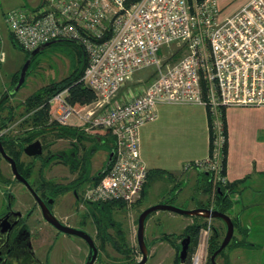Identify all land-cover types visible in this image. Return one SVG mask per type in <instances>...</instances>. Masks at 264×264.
<instances>
[{
    "label": "built area",
    "instance_id": "obj_1",
    "mask_svg": "<svg viewBox=\"0 0 264 264\" xmlns=\"http://www.w3.org/2000/svg\"><path fill=\"white\" fill-rule=\"evenodd\" d=\"M18 46L32 53L58 41L79 44L88 64L79 80L97 99L82 108L67 100L69 89L50 100L52 119L86 133L110 131L115 139L110 170L90 184L83 199L92 204L142 198L148 169L140 158V128L154 121L164 103H203L211 107L216 131L213 154L196 163L228 184L223 171L224 135L220 107L264 106V0H249L225 15L219 0H44L6 16ZM187 47V54L166 63L165 46ZM153 68L145 88L127 89L139 71ZM213 225L200 229L191 264H211Z\"/></svg>",
    "mask_w": 264,
    "mask_h": 264
},
{
    "label": "crops",
    "instance_id": "obj_2",
    "mask_svg": "<svg viewBox=\"0 0 264 264\" xmlns=\"http://www.w3.org/2000/svg\"><path fill=\"white\" fill-rule=\"evenodd\" d=\"M219 1L222 10L224 6L230 4L236 6L229 12L228 15H230L249 0H244L241 4L237 3V5H234L235 0ZM157 113L158 116L154 121L144 124L139 130L140 158L149 171L142 198L135 204L136 206L134 205L136 207L134 212L139 216L146 209L164 204L168 199H171L169 204L175 206H178V202H183L185 205L189 203L190 210L200 208L207 200L205 184L208 179L204 177L205 173L197 169L196 163L206 160L211 154L208 107L203 103H164L158 106ZM224 117L226 122V174L224 176L228 184L233 186L231 193L232 206L228 211V215H231L230 212L234 213V218L230 217L238 223V226L235 227L237 235H234V243H243L245 234L247 235L246 241H244L247 245L229 248L231 252L236 254L243 253L247 249H253L255 246L257 248L262 247L255 242L254 246L248 240L255 230L254 225L250 223L253 218L256 220L262 217L260 222L264 230V106H229L224 109ZM101 135L104 137L105 134L102 133ZM102 148H106V146ZM102 148L91 158L88 170L91 176H94L105 166L106 160L102 165L97 164L98 153H103ZM64 168L63 165L62 169ZM23 196L19 197L18 205L20 208L19 206L18 208L26 215L28 208L32 206H30L31 203H26ZM259 197L262 201L255 202L256 199H260ZM68 198L71 197L66 196L61 200V205L64 206L63 211H61V218L65 222L68 221V215H72L70 211H66L68 205H70V201L67 202ZM238 201L244 203L243 208L240 210H236ZM117 208L119 209L117 206L113 209ZM131 208L125 206L126 211ZM257 210L262 211H260V214H256ZM38 217L40 221L41 215L37 210L33 218L37 219ZM82 217L77 223L74 220V224L79 223L87 227L88 221V224L91 223L96 228L91 213H87L86 217ZM153 220L158 223L164 222L168 228L167 230L176 235H179L178 229H181L183 233L195 221L194 217L187 218V216L169 211L153 213L146 222L145 239L149 224ZM173 225L175 229H172ZM97 240L99 241V239ZM164 242L167 241H162L159 244ZM37 245L38 241L35 243V246ZM152 253L153 251H150V254ZM228 258L230 262L231 255H228ZM98 259L95 264H97Z\"/></svg>",
    "mask_w": 264,
    "mask_h": 264
},
{
    "label": "rangeland",
    "instance_id": "obj_3",
    "mask_svg": "<svg viewBox=\"0 0 264 264\" xmlns=\"http://www.w3.org/2000/svg\"><path fill=\"white\" fill-rule=\"evenodd\" d=\"M43 1L44 0H0V96L4 92L6 93L13 88L14 77L17 73L23 70L28 58L31 56L29 53L23 51L14 43L6 24V16L10 11L18 8L37 7ZM192 1L193 0H190L191 3ZM243 1L244 0H235L234 5H237V3L241 4ZM235 7L236 6H231V4L228 6H224L223 13L225 15H228L229 12L232 11ZM234 12H232V14ZM187 50L188 49L186 46L182 47L174 44L171 46L163 47L160 56L166 63H175L187 54ZM83 59L84 57L82 54L81 46L73 41H58L46 48H43L33 58L28 70L29 74H27L26 76L23 87L21 90L16 92V98L10 102V105L15 108L18 104L22 103L40 88L48 86L52 83L60 82L70 77L77 70L81 69ZM155 78L156 72L153 68L144 69L136 73L133 79L128 82L126 88L140 90L150 85V83H152ZM16 109V113L19 115L23 112V109ZM20 118L21 117H18L17 115V119L15 122L21 120ZM19 127L20 126L16 124L14 130L18 131ZM53 141L54 146L51 149L52 152L65 151L71 149L70 147H72V143L67 140ZM89 146L90 145L87 142L83 143L82 145H80V152L82 153L83 147ZM105 146L106 148H102L103 153H98L97 164L100 163L102 165L103 162L108 158L107 149L109 145L105 144ZM24 161L29 162L30 158L24 157ZM57 163H53L54 171L52 173H48L47 178L58 176L60 179L59 181L67 183L68 179L72 180L75 177L74 174L70 173V170L67 166H65L64 169L59 170V167H56V165H58ZM2 164L5 168L4 170H9V167L5 162H3ZM8 172L7 175L11 177L10 172ZM23 195L26 203H31L30 206H33V202H35L33 196L29 193H26L25 191H23ZM69 201L70 205L68 206L70 207L71 205H73L74 200L71 197L67 199V202ZM257 201L261 202L262 200L260 198L256 199L255 202ZM177 205L178 206L176 207L183 210H190L189 203H186L185 205V203L183 202H178ZM236 205V210H240L243 208L244 203L242 201H238ZM135 206L130 210L127 209L128 211H126L124 207L114 210L110 209V211L107 212L108 216H113L115 218L113 219L122 226V229L124 230L126 236L125 239L128 242L130 250L132 251L133 249V252L129 255H123L116 251L111 244H108L105 250L99 252L100 254L97 264H129L130 262L140 261L142 255L137 241L139 215L134 212V210H136ZM77 207L78 204H75L71 208H68L66 211H70L72 214H74V210L77 209ZM86 207L90 211H93V208L96 209V207L92 204H87ZM261 208L263 207L261 206ZM82 211L80 210L79 212H75V215H68L69 223L73 222L74 220H76V222L81 220L83 218V214L86 215V213H88H82ZM260 211L262 210H257L256 214H260ZM230 214V216L234 218V213L230 212ZM61 217V213L56 212V218L60 220ZM260 220H262V217L256 220L253 218L251 220L250 223L254 225L253 228H255V230L252 233V237H250L248 241L252 243V245L257 243L258 246L262 247L257 248L254 245L255 248L247 249L243 253L241 252L236 254L227 249L226 253L228 255H231L230 264H264V230ZM34 221L35 223H38L39 217L37 219L34 218ZM40 221H42V223L39 226L42 227L43 231L48 236L47 243L38 250V256L41 258L44 264L87 263L90 250L88 244L82 238L58 232L53 226L46 223L42 217L40 218ZM203 221L207 223L210 222L213 227L217 228H220V226L223 228L224 225V222L222 220L205 219ZM149 225V229L146 233V243L151 249L150 251H153V253L150 254L146 264H175L178 252L176 246H178L182 242L181 240L177 239L176 236L181 235L182 230L178 229L177 232H179V235L171 234L172 232L167 230L168 228L166 224H164V222L162 221L158 223L157 221L153 220ZM86 226L87 227L80 225L79 223L73 224L74 228L89 233L95 239L97 245H99V241L96 239L97 233L95 226L91 223L88 224V221ZM172 229H175L174 225ZM110 232L112 233V235L116 234L115 229H110ZM165 235L173 236L172 241H167L159 244L164 241L163 237ZM235 235H237L236 232ZM259 235H261V238L259 237ZM218 263L223 264V260L220 259Z\"/></svg>",
    "mask_w": 264,
    "mask_h": 264
},
{
    "label": "flooded vegetation",
    "instance_id": "obj_4",
    "mask_svg": "<svg viewBox=\"0 0 264 264\" xmlns=\"http://www.w3.org/2000/svg\"><path fill=\"white\" fill-rule=\"evenodd\" d=\"M27 74H29V71ZM20 76H21V71L18 74L17 82L13 83L14 84L13 88L9 90L10 93L9 91L6 93L4 92L0 96V102H5L4 105L2 106V110H0V143H1L0 149L2 146V148L5 151L7 146L8 147L10 146L12 147V149L16 148L19 150L20 148H22V146L25 145L23 149L24 154L22 156V160L20 161V163L24 164L25 166H22L19 169L18 164L16 163L17 170L19 174L21 175V178L24 179L25 182L22 181V179L16 178V175L13 172V167H12L11 162L5 159V157L2 155L1 150H0V155H1V159H0V170H1L0 171V264H44L41 258L38 256V252H39L38 250L47 243L48 236L43 231V229L40 228L39 226L41 225L42 221H39L38 223H35L34 221L33 215L35 211L38 210L42 218H43V214L41 212V209L38 206V203L35 197L33 196L32 191H34L39 198H41L43 201H45L48 204L49 209L51 210L52 214L55 217H56V212L61 213V211L63 210L62 208L64 206L63 204L61 205V200L66 196L72 197V199L74 200L73 205L78 204L77 209H75L76 211L74 210V214L72 215H75L76 214L75 212H79L80 210L81 211L83 210L82 213H86V212L90 213V210L86 207V205L92 204V203L84 201L83 192L86 189V187L90 185L89 183L90 179L98 174L96 173L94 176H91V174L88 173V170L91 164V158L96 154V152L100 149V147L102 148L103 146H105V141H104L105 139L100 133H86L83 131L84 132L83 137H85V140L86 138H89V137H92V138L102 137L104 142L99 140L98 146L96 147L94 142L84 141V143L87 142L90 145L89 147H85V149L91 148L92 150L93 148H97V151L94 152V154L91 156L89 154L91 150L87 152L86 150L85 151L83 150L82 153L80 152L81 153V155L79 154L80 158L84 156L88 157V154H89V157H88L89 160H87L84 167H80L78 170L71 169V166L69 165L76 158L75 152L73 151V149L76 147V144H78L77 140L76 139L72 140L71 138H59V136L56 134L57 130L48 132V131H44L46 128L45 129L41 128L38 130L41 133L39 137H36L31 142L29 141V143L22 145L23 139L29 138L30 137L29 133L32 131H37V129L31 128V127L28 129L19 127L18 131L14 130L16 124L21 126L22 123L29 116V115L23 116L24 106L22 105L29 97L26 100H24L22 103L18 104L17 107L15 108L10 105V102L13 101L17 95V93L12 95L11 91L18 84L20 80ZM42 88H40L39 90H41ZM16 108L23 109V112L20 115L17 114ZM11 109H14L13 113L11 112ZM17 115L18 117H21L20 118L21 120H19L18 122H15L17 119ZM60 127L61 126H55V128H60ZM53 140L70 141V143H72V147H70L71 149L69 150L60 151V152H52L51 149L54 146ZM35 141L41 142L42 147H43V154L40 156H36V157H30L25 153V148L28 145L34 143ZM6 155L9 156L7 153ZM9 157L13 159L11 156ZM24 157H29L30 161L29 162L24 161ZM3 162H5L8 165L10 171L4 170L5 168L3 167V164H2ZM54 162L55 163L58 162L57 163L58 165H56V167H59V170L62 169L63 165L67 166L70 170V173L74 174L75 177L72 180L68 179L67 183H63L62 181H59L60 179L58 176H52L50 178H47L48 173H52L54 171V167H53ZM31 169H33V172H32L33 174L29 173ZM8 171L10 172L11 177L7 175ZM216 190H217V187L213 183L212 195L210 197L207 195V200H206V203L208 202L209 204H211L212 206L211 209H214V210H215L214 205L217 201ZM23 191L31 194L33 198L35 199L34 205L28 208L26 215H24L18 208V204L20 201L19 197L23 195ZM210 200H211V203H210ZM73 205H71L68 208H71ZM16 212L22 213L21 222H19V224L12 227L13 223L16 222L18 219L17 215H15ZM83 216L86 217V215L84 214ZM214 220H220V219H214ZM59 221L63 223L64 225L70 226V227H73V224H74V222H71V223H69V221L65 222L62 218ZM45 222L48 223L46 220ZM224 227L227 232V226L225 223H224ZM34 229L35 231H33ZM225 236L226 234L223 236V240ZM37 241H38V245L40 246L38 245L35 246V243H37ZM97 247L99 248L98 245ZM238 247L236 246V248ZM227 249L229 248L227 247L225 250L227 251ZM224 255L225 256L219 255L218 256L219 258L217 257V262L220 259H222L223 264H230L229 258L226 259V256L228 257V254L226 253Z\"/></svg>",
    "mask_w": 264,
    "mask_h": 264
},
{
    "label": "trees",
    "instance_id": "obj_5",
    "mask_svg": "<svg viewBox=\"0 0 264 264\" xmlns=\"http://www.w3.org/2000/svg\"><path fill=\"white\" fill-rule=\"evenodd\" d=\"M12 37V36H11ZM14 43L18 46V44L15 42L14 38L12 37ZM19 47V46H18ZM20 48V47H19ZM82 48V47H81ZM21 49V48H20ZM30 55L32 53H29ZM82 54H83V64L80 70H77L74 74H72L70 77L57 82V83H52L51 85L42 88L41 90H39L38 92H36L35 94H33L32 96H30L22 105L24 106V112H23V116H28V118L22 123V125L20 127L28 129V128H35L37 129V131H32L30 132V137L29 138H25L23 139V144L29 143V141L31 142L33 139H35L36 137L40 136V132L38 131L41 128H46L44 131H56L57 135L59 136V138H71L76 139L78 144H76V147L73 149V151L75 152V160H73V162H71L69 165L71 166V169L73 170H78L80 167H84L89 154L90 156L94 154V152L97 151V148H93L91 150V148H86L83 147V150L86 152L90 151V153L88 154V157L84 156V157H79L78 155L80 154V145H82L84 143V141H90V142H94V144L96 145V147L98 146V141L101 140L103 141L102 137H89L86 138L83 137L84 132L80 129L77 128H71V127H65V126H61L59 125L55 120L52 119V112L54 110V107H52L50 105V100L57 95L58 93L63 92L66 89H69V96L67 98L68 102L76 108H82L85 105H88L90 103H93L96 101L97 99V95L90 90L87 87H84L81 83H79V80L83 74V71L85 69V67L88 64V57L87 55L84 53L83 49H82ZM18 74H16V76L14 77V83L17 82L18 80ZM5 102H0V110H2V106L4 105ZM209 109V115H210V134H211V154H213L214 148H215V140H216V131L214 129V115L213 112L211 111V107L207 106ZM224 109L225 107H220V111L223 114V125H224V135L226 134V122H225V117H224ZM14 109H11V112L13 113ZM55 126H61L60 128H55ZM98 133L102 134L104 133V141L105 144L109 145L108 147V151L109 154L115 149V139L112 135V133L110 131L107 130H100L98 131ZM103 141V142H104ZM25 146V145H24ZM24 146H22V148H20L19 150L16 148L12 147H8L5 149L6 153L11 156L16 163L18 164L19 169L22 166H25L24 164L20 163V161L22 160V156H23V149ZM82 150V151H83ZM226 145L223 148V171L221 172V174L224 176L226 174ZM0 159H1V155H0ZM109 159V156L106 160V163ZM20 163V164H19ZM106 163L105 166L103 167V169L101 171L98 172V174L96 176H94L93 178L90 179V184H97L103 177H105L107 175V173L110 170V167L108 169V171H106L105 173H102V171L105 169L106 167ZM27 168V166H26ZM32 168V167H31ZM28 170V169H27ZM1 171V170H0ZM33 169H31V171L29 173H32ZM33 174V173H32ZM206 175L204 176L206 179H208V181L205 184V192L206 194L210 197L212 195L213 192V183H214V177L211 174L205 173ZM208 174V176H207ZM31 175V174H30ZM217 190H216V197H217V201L214 205L215 209H219L221 212L228 214L229 209L232 206V199H231V193L233 191V186L230 184H226V185H222V183H218L216 185ZM211 203V200H210ZM96 207L93 208V211H90V213L92 214V218L94 220V223L96 225V229H97V239H99L100 244L99 246V250H105L108 244H111L112 247L118 251L119 253L123 254V255H129L130 253L133 252L130 250V247L128 245V242L125 239V232L122 229V226L119 225L114 219V217L112 216H108L107 212L111 210H114V207H119V208H124L125 204L122 202H110V203H105V204H92ZM206 205V206H205ZM211 208V204H209L208 202L205 204H202L200 206V208ZM153 214H151L148 219L152 216ZM110 218V219H109ZM114 218V219H113ZM147 219V220H148ZM194 223L190 226H188L181 235L176 236L177 239L183 241L187 236L191 237V244H190V248H189V254H188V260L186 261V264H191L190 259H191V254L193 253L197 243H198V239H199V233H200V229L204 226H206L207 222H204L202 217H194ZM233 222L235 224V227L238 226V223L235 219H233ZM110 229H115L116 234L112 235V233L110 232ZM226 234V229L224 228H217V227H213V234L210 240V248H209V259L211 258V256L220 248L221 244H222V240H223V236ZM246 237L247 235L245 234V240H243V243L241 242H235V238L232 239L231 244L228 246V248H236V246H245L247 245L246 242ZM173 236L171 235H165L163 237V240L165 241H172ZM182 243V242H181ZM179 244L178 246H176L177 248V258L175 261V264H180V252L182 249V244ZM149 247V246H148ZM99 251V252H100ZM224 254H226V250L223 251L220 256H225ZM219 258V257H218ZM228 257L226 256V259ZM225 259V260H226ZM129 264H137L136 261L134 262H130Z\"/></svg>",
    "mask_w": 264,
    "mask_h": 264
},
{
    "label": "water",
    "instance_id": "obj_6",
    "mask_svg": "<svg viewBox=\"0 0 264 264\" xmlns=\"http://www.w3.org/2000/svg\"><path fill=\"white\" fill-rule=\"evenodd\" d=\"M50 46V45H48ZM46 46V47H48ZM43 47V48H46ZM41 48V49H43ZM41 49H37L36 51L32 52L31 56L28 58L26 65L24 66L23 70L21 71V76H20V80L18 82V84L14 87V89L11 91V94H15L16 92H18L25 80H26V76L29 70V67L32 63L33 58L35 57V55L41 50ZM1 145V143H0ZM1 153L2 155L5 157V159H7L8 161L11 162L12 167H13V172L16 175L17 179H22L21 175L19 174L18 170H17V166H16V162L15 160L11 159L9 156L6 155L4 149L1 146ZM25 153L30 156V157H36V156H40L43 154V147L40 141H35L34 143L28 145L25 148ZM114 150L110 153L109 155V159L106 163V167L105 169L102 171V173H105L106 171H108L113 159H114ZM22 181L25 182L24 179H22ZM33 196L35 197L39 208L41 209V212L43 214V218L44 220H46L49 224H51L55 229H57L59 232L64 233L66 235H70V236H77L82 238L83 240L86 241V243L88 244L89 247V257L87 260L86 264H95V262L98 259L99 256V249L93 239V237L85 232V231H81L78 230L74 227H70V226H66L63 223H61L51 212V210L48 207V204L43 201L41 198H39L37 196V194L32 191ZM171 199H168L165 201L164 204H159V205H155L152 206L148 209H146L145 211H143L139 218H138V230H137V241H138V246L141 252V259L140 261L137 262V264H146L149 256H150V248L148 247L147 243H146V239H145V231H146V222L148 217L156 212L159 211H169V212H173L182 216H187V217H202L205 219H220L222 221H224V223L227 226V232H226V236L220 246V248L211 256L210 262L211 264H219L217 262V257L228 247V245L231 243L232 239L234 238L235 235V224L233 222V219L228 215L225 214L223 212H221L219 209H209V208H197V209H193V210H183L181 208L176 207L175 205L169 204ZM18 219L16 222L13 223L14 227L15 225L19 224V222H21V218H22V213L21 212H16V214ZM182 249L180 252V264H186L187 258H188V254H189V248H190V244H191V237L187 236L183 241H182Z\"/></svg>",
    "mask_w": 264,
    "mask_h": 264
},
{
    "label": "bare ground",
    "instance_id": "obj_7",
    "mask_svg": "<svg viewBox=\"0 0 264 264\" xmlns=\"http://www.w3.org/2000/svg\"><path fill=\"white\" fill-rule=\"evenodd\" d=\"M211 259V258H210ZM211 263V262H210Z\"/></svg>",
    "mask_w": 264,
    "mask_h": 264
}]
</instances>
